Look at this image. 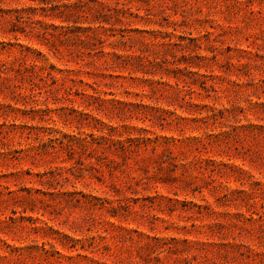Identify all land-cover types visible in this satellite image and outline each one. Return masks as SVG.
<instances>
[{
  "label": "rangeland",
  "instance_id": "374dc122",
  "mask_svg": "<svg viewBox=\"0 0 264 264\" xmlns=\"http://www.w3.org/2000/svg\"><path fill=\"white\" fill-rule=\"evenodd\" d=\"M0 264H264V0H0Z\"/></svg>",
  "mask_w": 264,
  "mask_h": 264
}]
</instances>
